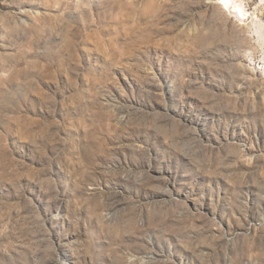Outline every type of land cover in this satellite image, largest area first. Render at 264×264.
<instances>
[{
    "label": "rangeland",
    "instance_id": "rangeland-1",
    "mask_svg": "<svg viewBox=\"0 0 264 264\" xmlns=\"http://www.w3.org/2000/svg\"><path fill=\"white\" fill-rule=\"evenodd\" d=\"M217 1L0 0V264H264V50Z\"/></svg>",
    "mask_w": 264,
    "mask_h": 264
},
{
    "label": "bare ground",
    "instance_id": "bare-ground-1",
    "mask_svg": "<svg viewBox=\"0 0 264 264\" xmlns=\"http://www.w3.org/2000/svg\"><path fill=\"white\" fill-rule=\"evenodd\" d=\"M216 4L226 6L229 12L238 20L250 25L255 33L259 35L264 50V22L259 19L256 12H250L249 9H247L244 0H218ZM262 62L264 64V57Z\"/></svg>",
    "mask_w": 264,
    "mask_h": 264
}]
</instances>
